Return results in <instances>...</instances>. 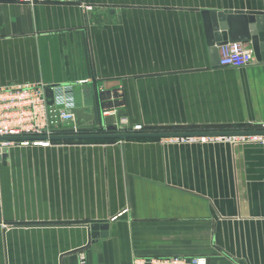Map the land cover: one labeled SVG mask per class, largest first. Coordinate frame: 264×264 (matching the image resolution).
Returning <instances> with one entry per match:
<instances>
[{
    "label": "crops",
    "instance_id": "0c3cea01",
    "mask_svg": "<svg viewBox=\"0 0 264 264\" xmlns=\"http://www.w3.org/2000/svg\"><path fill=\"white\" fill-rule=\"evenodd\" d=\"M205 11L264 12V0H0V85L70 86L95 133H110L118 118L100 114L112 104L138 134L258 132L264 62L221 67ZM166 138L8 147L0 264H78L80 253L87 264H264V144ZM93 222L108 236L88 243Z\"/></svg>",
    "mask_w": 264,
    "mask_h": 264
},
{
    "label": "built area",
    "instance_id": "2783aa9c",
    "mask_svg": "<svg viewBox=\"0 0 264 264\" xmlns=\"http://www.w3.org/2000/svg\"><path fill=\"white\" fill-rule=\"evenodd\" d=\"M22 4L36 5L45 3L78 2L79 0H18ZM82 6L87 9V6ZM84 9V10H85ZM221 67L240 69L255 61L251 47L243 43H228L218 48ZM117 95L110 94L108 100L116 102ZM117 105L106 106L101 117L118 118L113 124L117 132L137 133L142 130L140 124L130 126L126 118L119 116ZM74 93L70 86L44 84L1 86L0 85V138L33 137L34 140L17 142H0L1 147L12 145L39 146L43 148L60 144L51 137L62 128H69L77 134ZM106 128V127H105ZM264 132V123L257 130ZM171 142H205L207 140H227L231 143L264 144V134H251L228 137H176L166 138ZM78 264H87L84 253L79 254ZM132 264H207L204 257H167V258H134Z\"/></svg>",
    "mask_w": 264,
    "mask_h": 264
},
{
    "label": "water",
    "instance_id": "95a60500",
    "mask_svg": "<svg viewBox=\"0 0 264 264\" xmlns=\"http://www.w3.org/2000/svg\"><path fill=\"white\" fill-rule=\"evenodd\" d=\"M204 31L207 44L213 47L217 55L218 48L228 43L249 44L255 61L264 62V12L255 11H205L202 13ZM72 114L76 117L77 134L72 130H65L68 135L52 136V140H85V139H133V138H166V137H190L203 134H138L115 132L114 126L107 127L110 133H95L98 126L84 127L82 121L91 120L92 116L85 114L83 109H74ZM251 134H264V132H234L228 136H243ZM213 135V134H210ZM33 137H8L0 138V142H17L34 140ZM8 156V148H0V161ZM88 243H96L99 239L108 236V223L93 222L86 225Z\"/></svg>",
    "mask_w": 264,
    "mask_h": 264
},
{
    "label": "rangeland",
    "instance_id": "374dc122",
    "mask_svg": "<svg viewBox=\"0 0 264 264\" xmlns=\"http://www.w3.org/2000/svg\"><path fill=\"white\" fill-rule=\"evenodd\" d=\"M15 146H18V145H15ZM20 147V146H19Z\"/></svg>",
    "mask_w": 264,
    "mask_h": 264
}]
</instances>
